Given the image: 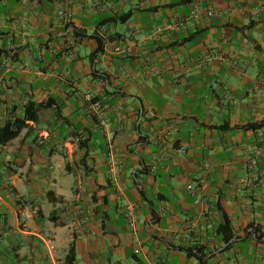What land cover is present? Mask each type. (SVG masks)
Returning a JSON list of instances; mask_svg holds the SVG:
<instances>
[{
	"label": "crops",
	"instance_id": "obj_1",
	"mask_svg": "<svg viewBox=\"0 0 264 264\" xmlns=\"http://www.w3.org/2000/svg\"><path fill=\"white\" fill-rule=\"evenodd\" d=\"M28 104L0 264H264V0H0V128Z\"/></svg>",
	"mask_w": 264,
	"mask_h": 264
},
{
	"label": "trees",
	"instance_id": "obj_2",
	"mask_svg": "<svg viewBox=\"0 0 264 264\" xmlns=\"http://www.w3.org/2000/svg\"><path fill=\"white\" fill-rule=\"evenodd\" d=\"M100 51L101 50L98 49L95 54ZM47 106L48 104H28L24 108V115L22 117L12 116V118L8 120L2 128H0V146H4L10 141L16 139L20 135L21 131L26 127V121H36L40 111ZM255 127L256 126H252V128ZM75 260V250L72 245L69 249L65 264H74Z\"/></svg>",
	"mask_w": 264,
	"mask_h": 264
},
{
	"label": "built area",
	"instance_id": "obj_3",
	"mask_svg": "<svg viewBox=\"0 0 264 264\" xmlns=\"http://www.w3.org/2000/svg\"><path fill=\"white\" fill-rule=\"evenodd\" d=\"M196 12H204L206 16L212 17L213 11L211 10H200V8L195 9ZM62 14V13H61ZM88 99L91 100V96H88ZM1 156V153H0ZM39 207L36 203L31 200L25 199L22 200L19 204V214H20V223L21 225H25L28 221L35 218L39 214ZM125 217L128 222V226L130 228H134L136 226V213L137 206L135 203H129L124 207ZM48 247L51 253L54 252V246L52 242H48Z\"/></svg>",
	"mask_w": 264,
	"mask_h": 264
}]
</instances>
